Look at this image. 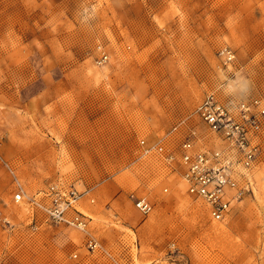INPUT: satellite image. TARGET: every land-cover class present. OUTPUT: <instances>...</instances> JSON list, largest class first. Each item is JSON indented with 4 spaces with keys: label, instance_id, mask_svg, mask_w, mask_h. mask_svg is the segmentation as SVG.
Instances as JSON below:
<instances>
[{
    "label": "rangeland",
    "instance_id": "rangeland-1",
    "mask_svg": "<svg viewBox=\"0 0 264 264\" xmlns=\"http://www.w3.org/2000/svg\"><path fill=\"white\" fill-rule=\"evenodd\" d=\"M210 93L264 101V0H0V264H264V131L221 220L144 153L188 132L221 148L196 112ZM53 183L85 231L15 200Z\"/></svg>",
    "mask_w": 264,
    "mask_h": 264
},
{
    "label": "built area",
    "instance_id": "built-area-1",
    "mask_svg": "<svg viewBox=\"0 0 264 264\" xmlns=\"http://www.w3.org/2000/svg\"><path fill=\"white\" fill-rule=\"evenodd\" d=\"M220 55L227 62L234 57L227 48H223ZM106 59L103 56L100 63ZM196 112L209 130L225 144L224 147L198 149L195 133L188 132L176 148L157 144L152 149H144V153L153 151L162 156L171 168H182L187 193L204 203L212 219L221 220L230 212L232 204L249 189L248 170L259 156L261 147L257 140L264 131V101L250 98L228 105L210 93L197 106ZM139 145L144 148V140ZM78 199L79 193L74 188L56 183L32 196H25L23 190H18L15 195L16 201L25 200L30 206L39 208L47 220L85 231L88 217L76 209ZM136 207L144 215L152 210V206L142 199L136 201ZM86 248L93 252L99 244L90 237Z\"/></svg>",
    "mask_w": 264,
    "mask_h": 264
},
{
    "label": "bare ground",
    "instance_id": "bare-ground-1",
    "mask_svg": "<svg viewBox=\"0 0 264 264\" xmlns=\"http://www.w3.org/2000/svg\"><path fill=\"white\" fill-rule=\"evenodd\" d=\"M222 144H223V146L222 147H224L225 146V144L222 142ZM66 187V186H65ZM84 215V214H83ZM87 217V216H86Z\"/></svg>",
    "mask_w": 264,
    "mask_h": 264
}]
</instances>
